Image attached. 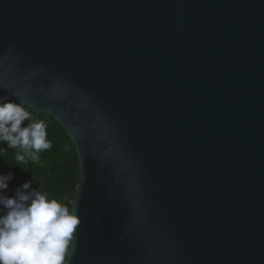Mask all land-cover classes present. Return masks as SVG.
<instances>
[{"label":"water","instance_id":"1","mask_svg":"<svg viewBox=\"0 0 264 264\" xmlns=\"http://www.w3.org/2000/svg\"><path fill=\"white\" fill-rule=\"evenodd\" d=\"M79 160L69 264H264V0H0V101Z\"/></svg>","mask_w":264,"mask_h":264},{"label":"clouds","instance_id":"2","mask_svg":"<svg viewBox=\"0 0 264 264\" xmlns=\"http://www.w3.org/2000/svg\"><path fill=\"white\" fill-rule=\"evenodd\" d=\"M47 135L45 122L33 120L21 102L0 101V141L24 152L16 155L17 165L26 164V156L35 162L38 153L51 149ZM12 179V172L0 174V264H69L78 214L32 188L31 180L8 195Z\"/></svg>","mask_w":264,"mask_h":264},{"label":"trees","instance_id":"3","mask_svg":"<svg viewBox=\"0 0 264 264\" xmlns=\"http://www.w3.org/2000/svg\"><path fill=\"white\" fill-rule=\"evenodd\" d=\"M25 106V105H24ZM33 120H43L47 126V138L52 148L38 153L39 159L33 162L26 156L27 163L21 167L15 159L24 154L20 148H9L7 142L0 141V174L13 173L9 181L8 195L25 181H32V188L46 192L71 209L79 183V160L75 146L63 126L47 113L25 106ZM30 121H24L26 125Z\"/></svg>","mask_w":264,"mask_h":264}]
</instances>
